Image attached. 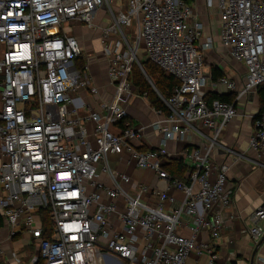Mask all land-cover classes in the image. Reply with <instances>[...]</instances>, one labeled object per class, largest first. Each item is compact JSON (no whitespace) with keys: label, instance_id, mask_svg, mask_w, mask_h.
Listing matches in <instances>:
<instances>
[{"label":"built area","instance_id":"2783aa9c","mask_svg":"<svg viewBox=\"0 0 264 264\" xmlns=\"http://www.w3.org/2000/svg\"><path fill=\"white\" fill-rule=\"evenodd\" d=\"M196 1L125 0L101 26L95 13L106 0H0V212L11 235L22 226L34 235L39 264H188L192 254L207 255L205 264H239L221 261L213 242L233 203L226 186L229 164L217 165L213 153L223 148L237 102L264 85V0H204L206 8L218 10L220 43L245 67L240 88L233 77L214 81L205 69V53L217 42ZM79 23L102 30L114 94L100 109L80 95H96L99 88L76 64L83 48L68 28ZM146 61L177 80L168 97L147 75ZM134 64L166 107L155 108L149 124L161 135L154 147L139 146L147 126L134 124L125 107L134 94ZM219 85L234 93L231 102L208 100ZM254 121L249 146L261 153L264 111ZM189 132L205 143L183 151L191 161L183 179L165 167L167 144ZM111 154L153 171L156 182L116 169ZM235 155L240 160L243 154ZM173 190L182 198L169 209ZM42 210L51 221L49 236ZM251 219L258 242L264 203ZM183 224L190 234L180 232ZM201 231L209 240H199Z\"/></svg>","mask_w":264,"mask_h":264},{"label":"crops","instance_id":"0c3cea01","mask_svg":"<svg viewBox=\"0 0 264 264\" xmlns=\"http://www.w3.org/2000/svg\"><path fill=\"white\" fill-rule=\"evenodd\" d=\"M203 5L205 6L204 0ZM78 27V24H74L71 27L73 32L70 31L80 39L83 48L82 52L84 53L87 50L88 42ZM207 33L211 32L207 31ZM99 43L102 46L100 41ZM98 57L102 64H97L94 54L91 51H87V61L85 63L93 83L99 88L98 93L90 95L87 90L80 91V95L90 105L91 109H100L102 104L111 100L114 94V86L110 82L107 72V56L102 54V56ZM236 62L243 67V70L236 72L234 68L229 66L225 67V69L236 80L240 88L243 85L246 70L242 63ZM213 91L221 94H234L221 85ZM260 105L258 91L250 92L237 102L238 115L228 122L222 134L221 144L223 148H219L213 153V159L217 165H221L224 162L229 164L226 186L233 201L232 205L224 211L226 220L224 227L220 231V236L213 239L221 261L228 260L239 264H264V237L260 239L263 240L258 246L260 240L255 242L249 230L253 224L251 219L253 211L264 203V151L259 153L249 146L250 136L255 129L254 115L259 112ZM125 107L134 124L147 126L144 133L145 137L142 141H139V146L144 148L157 146L161 135L149 126L156 118V113L155 107L151 105L148 96L144 97L134 87V94L127 98ZM88 126L92 129L91 125ZM203 140V137L197 132H189L183 139H170L167 144L170 156L165 164L167 170H176L175 174L184 179L191 161L189 158L184 160L183 151L191 150L194 147H202L205 143ZM225 148L230 150L231 153H228ZM236 153L243 154L240 160L235 158ZM110 162L113 167L120 171L128 172L138 181H146L149 184L156 182L157 176L153 171L136 168L132 162H128L126 155L121 157L117 154H111ZM177 162L182 163L181 169L177 167ZM102 180L110 183L106 175L102 176ZM171 194L175 198L174 202L165 203V206L169 209L177 206L182 198V192L179 190H173ZM155 199V197L150 198L153 202ZM0 216V245L2 247L0 264H39L37 240L34 235L28 231L26 226L18 228L11 235L10 227L7 225L2 212H0ZM114 221L118 222L116 217H114ZM179 230L185 235L191 232L186 224H183ZM199 240H209L208 232L201 231ZM256 248L257 251L253 255ZM197 259L205 264L208 257L207 255L197 256L192 254L188 259V264H194Z\"/></svg>","mask_w":264,"mask_h":264},{"label":"rangeland","instance_id":"374dc122","mask_svg":"<svg viewBox=\"0 0 264 264\" xmlns=\"http://www.w3.org/2000/svg\"><path fill=\"white\" fill-rule=\"evenodd\" d=\"M125 4V0H106V4L103 8H97L96 10V17L94 21L98 23V25H105V23H108L112 18L114 12H116L118 9L122 8ZM196 10L199 12V14L202 16L203 21L205 22V26L207 31L211 32L215 38H216V47L213 49L207 51L205 53V69L210 72V67L213 65H217L221 67L224 70V73L228 74L227 69L225 67H232L236 70V72H239V70H243V67L239 65L230 55L229 51L224 48L218 37V29H219V13L217 8H206L203 5V0H198L196 3ZM73 26V25H72ZM71 26V27H72ZM78 28L82 31L84 37L87 39V50L86 52H82L81 56L77 59L76 64H85L87 61V51H91V53L94 54V58L97 64H102L100 59H98V56H102V46H100V35L102 30L98 29H91L85 24H78ZM68 30L72 31V28H68ZM99 31V32H98ZM73 32V31H72ZM79 39V38H78ZM80 40V39H79ZM81 42V41H80ZM138 45H141L140 42H138ZM84 54V55H83ZM1 57V54H0ZM108 61V58H107ZM104 63V62H103ZM108 64V62H107ZM99 66V65H98ZM151 65H147V68L151 71ZM139 69V68H137ZM136 78H138V70H136ZM140 75V74H139ZM155 75V74H154ZM153 75V76H154ZM231 76V75H229ZM154 81V80H153ZM149 82V81H148ZM135 87V86H134ZM132 164H134L132 162ZM129 174V173H128ZM130 175V174H129Z\"/></svg>","mask_w":264,"mask_h":264},{"label":"trees","instance_id":"16d2710c","mask_svg":"<svg viewBox=\"0 0 264 264\" xmlns=\"http://www.w3.org/2000/svg\"><path fill=\"white\" fill-rule=\"evenodd\" d=\"M78 59V58H77ZM144 69L147 73V75L150 77L151 81L156 85V87L159 89V91L165 96L168 97L171 94L173 86L177 83V80L171 76L166 74L161 68H159L157 65L153 64L150 61H146L143 63ZM147 65H151V71L147 68ZM80 68H85V64H78ZM136 64L133 65V70H132V83L133 86L136 87V89L141 92H147L148 93V99L151 103L152 106L155 108H160L166 110V107L163 103V101L158 97L157 93L153 89L152 85L149 80L146 78L145 74L142 72V70L139 68ZM136 70H138V78H136ZM211 72V77L212 80L216 81L218 78L223 76L225 73L223 69L217 65H213L210 68ZM155 74V75H154ZM154 75V76H153ZM154 80V81H153ZM258 92L260 95V110L259 111H264V85L260 86L258 88ZM207 98L209 101H212L214 99H221L224 101L231 102L234 98L233 94H221L217 91H209ZM181 162H177V167L181 169ZM185 170V169H184ZM172 174L174 173L175 176L179 177L178 175L175 174L176 170L170 171ZM180 178V177H179ZM41 216H42V222L47 228L46 234L49 236V228L51 225V221L49 219V216L47 214V210H42L41 211ZM0 224H1V216H0Z\"/></svg>","mask_w":264,"mask_h":264},{"label":"water","instance_id":"95a60500","mask_svg":"<svg viewBox=\"0 0 264 264\" xmlns=\"http://www.w3.org/2000/svg\"><path fill=\"white\" fill-rule=\"evenodd\" d=\"M262 240H263V239H262ZM262 240H260V241L258 242V246L262 243ZM256 251H257V248L255 249L253 255L256 253Z\"/></svg>","mask_w":264,"mask_h":264}]
</instances>
